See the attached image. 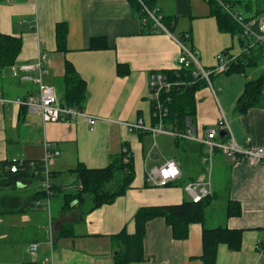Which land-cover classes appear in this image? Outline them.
I'll return each mask as SVG.
<instances>
[{
	"label": "crops",
	"instance_id": "0c3cea01",
	"mask_svg": "<svg viewBox=\"0 0 264 264\" xmlns=\"http://www.w3.org/2000/svg\"><path fill=\"white\" fill-rule=\"evenodd\" d=\"M154 1L157 14L175 20L169 34L153 31L156 27L151 21L144 23L129 0H0V33L22 40L14 64L34 63L43 52L50 69L45 81L52 85L53 78L62 75L64 61H69L87 85L81 110L96 117L93 124L83 115L73 122H44L39 115L26 110L20 114L17 104L0 100V162L43 160L47 142L59 150L47 164V170L59 173L51 182L63 192L74 188L69 169L79 162L91 169L106 167L123 142L132 151L135 169V177L124 195L92 211H86L89 202H74L71 209L62 210L61 202H53L61 196L57 191L48 201L40 200L38 208L0 216V264H114L112 256L118 246L113 236L122 229L127 234L134 233L138 208L178 204L187 199L184 185L198 177L203 164L197 165V172L188 177L182 188L151 185L146 178L148 168L160 165L166 158H176L168 155L172 147L164 141L173 135L161 132L153 136L149 131L131 130L127 124L142 118L151 125L149 76L155 71L177 68L181 49L174 37L188 35L190 45H185L197 52L199 64L207 69L215 68L218 53L235 56L241 50L236 54L229 51L232 48L234 52L236 38L218 29L208 0ZM226 2L236 13V5L254 12L246 18L264 19V0ZM57 21L68 25L67 50L63 53L56 50ZM92 36H106L109 47L89 49ZM36 89L34 83L13 77L10 67L6 76L0 77V95L4 98H26ZM215 97L207 86L197 91L195 127H212L219 114L224 113ZM250 109L238 117L234 110L229 126L237 144L245 145L248 137L251 145L259 146L264 143V107ZM204 149L202 145V154ZM216 151L213 163L226 176L224 206L228 209L238 202L240 214L204 212L203 224L191 223L188 236L180 240L172 237L163 218L151 219L143 239L144 259L131 264H203L202 229L220 225L242 230L241 248L234 251L219 244L215 264H264V254L258 247L264 242V166L240 157L232 160L224 153L226 157L219 156ZM179 166L181 169V163ZM181 178L182 170L176 182ZM33 181L17 184L23 196H32L42 189L41 180L32 189ZM211 183L215 196L212 177ZM61 227L70 231L59 237ZM30 244H36V249L30 250Z\"/></svg>",
	"mask_w": 264,
	"mask_h": 264
},
{
	"label": "trees",
	"instance_id": "16d2710c",
	"mask_svg": "<svg viewBox=\"0 0 264 264\" xmlns=\"http://www.w3.org/2000/svg\"><path fill=\"white\" fill-rule=\"evenodd\" d=\"M133 10L140 17L146 18L145 9L156 11L154 0H129ZM211 5V14L216 18L218 29L236 36L241 51L235 55H230L226 61V67L221 73L226 75L242 74L247 67L256 65L260 58L264 57V43L260 40L247 38L242 34V28L231 18L214 0H208ZM245 18V20L254 19ZM146 24H150L149 18ZM161 24L168 31L172 30L174 18L161 16ZM160 31L153 28V31ZM68 25L65 21H57L55 25L56 50L63 53L67 50ZM183 33L179 36L181 40H188L190 37ZM22 40L18 36L0 33V68L9 67L14 64L21 49ZM89 49L108 48L106 36H92L89 38ZM207 69V68H205ZM193 67H177L170 70H160L164 74L169 88L163 90L160 95L161 109L154 115L155 103L150 101V124L155 125L161 120L165 129L180 133L185 131L187 124L196 126V93L200 88L207 86L206 80L201 76L192 75ZM211 75V74H210ZM59 91L57 99L63 106H68L81 110L87 97V85L80 77L75 67L69 61H64L63 73L59 78ZM264 107V73L255 79L246 80L242 92L236 100V108L240 113H245L250 108ZM20 114L24 113L25 107L20 106ZM203 128L207 129L206 126ZM147 132L146 130H143ZM175 148L183 145V150L188 151L197 159L201 155L202 145L181 137L173 138ZM15 163L16 171H11V165ZM45 165L42 160H5L0 162V216L6 214H19L27 208H38L42 199L49 200L52 194L60 193L64 197L62 210L71 209V203L75 201L81 205L89 202L87 212L92 211L105 204L112 203L117 197L122 196L129 189L134 177L135 169L133 154L129 145L121 143V150L110 156L106 167L88 168L79 162L67 173L73 176L74 186L71 192H63L58 189L59 185L51 182V178L59 175L48 171L50 185L48 188L40 189L32 196H20L4 192L5 190L17 187L18 183L30 182L33 180H45ZM180 185V181L169 184ZM62 192V193H61ZM213 196H205L199 202H193L189 198L178 204H166L158 206H142L134 214L135 231L127 234L122 229L121 232L113 236L117 241V253L114 254V264H131L141 262L144 259L143 239L146 233L147 223L156 217L163 218L169 226L174 239H185L188 236L189 225L191 223L203 224L206 205ZM38 202V203H37ZM38 204V205H37ZM227 214H240L239 203L229 207ZM70 228L61 227L58 236L67 235ZM242 230L229 229L217 226L214 228L202 229V254L200 256L203 264H215L217 247L224 243L230 250L237 251L241 248ZM31 245V244H30ZM263 245V243L261 244ZM264 254V246L262 248Z\"/></svg>",
	"mask_w": 264,
	"mask_h": 264
},
{
	"label": "built area",
	"instance_id": "2783aa9c",
	"mask_svg": "<svg viewBox=\"0 0 264 264\" xmlns=\"http://www.w3.org/2000/svg\"><path fill=\"white\" fill-rule=\"evenodd\" d=\"M220 7L235 20L242 28V34L247 38H255L264 43V19L256 18L245 20L246 17L232 10L230 4L226 0H214ZM147 17L152 24L158 28V30L168 33V30L161 24V15L157 14L156 11H150L145 9ZM143 18L144 23L148 21ZM169 34V33H168ZM187 37V35L185 36ZM174 40L179 45L181 52L177 57V67H193L192 75L201 76L206 80L207 86L213 97L216 95L218 88L213 87L210 83V72L202 67L196 56L197 52L189 48L182 42L178 37H174ZM235 56H233L234 58ZM219 64L214 69L218 73L223 72L225 69L226 61L223 60L221 55H218ZM46 55L41 52L34 63H24L20 65H10L11 74L13 77L21 82H32L36 85V93L28 95L26 98H13L8 99L0 95V100H7L15 103L18 106H24L26 112L31 115H39L44 122H73L75 117L83 115L86 117L90 124L95 122V116H89L84 114L82 110L76 108L63 106L57 99V91L55 87L45 81L46 76L49 75L50 69L47 66ZM149 101L155 103L154 115L158 114L161 109L160 95L163 90L169 88L170 84L166 81L164 74L161 72H152L149 76ZM128 128L131 130H146L155 136L157 133H168L184 139L198 142L204 146V154L201 157L203 164L202 172L198 175L195 180L188 181L184 185L185 192L189 196V199L193 202H199L205 196L212 195V171H213V155L214 152L220 149L226 156L232 160L240 157L251 164H261L264 166V143L259 146L251 145L250 138L247 137L245 145H239L236 143L233 134L231 132L228 120L226 119L223 112L219 114L215 125L207 129L201 127H195L187 124L185 131L176 133L174 131L165 129L159 120L155 125L146 124L144 119L140 118L134 123H128ZM219 131H224V135L220 136ZM59 153L57 148L52 147L51 144L45 142L44 144V156L43 162L45 165V180L42 182L44 188H48L50 185V179L48 176L47 164L52 158ZM15 161V160H14ZM21 163V161H18ZM51 162V161H50ZM11 171H16L17 166L13 163L10 167ZM181 176V169L179 161L176 158L169 157L164 159L160 165L152 166L146 171L147 181L151 185L156 186H168L171 183L176 182ZM38 203V202H37ZM38 205V204H37ZM263 245L259 244L258 247L263 255ZM30 250L36 249V244H31Z\"/></svg>",
	"mask_w": 264,
	"mask_h": 264
},
{
	"label": "rangeland",
	"instance_id": "374dc122",
	"mask_svg": "<svg viewBox=\"0 0 264 264\" xmlns=\"http://www.w3.org/2000/svg\"><path fill=\"white\" fill-rule=\"evenodd\" d=\"M235 10L237 12H241L244 15V17L250 16L254 13L250 10H246L241 5H239V6L236 5ZM175 32L178 33L177 31H175ZM235 38H236V36H235ZM184 41H185L184 43L186 45H190L189 39L188 40L186 39ZM235 41H236V45L234 48L235 49L234 52H232V48H229V51L231 53H234V54L238 53L241 50V47L239 45L237 38L235 39ZM218 55H221L223 60H225V61H227L228 58L230 57L229 52L228 53L227 52H220L217 55H215L216 56L215 68L219 64ZM214 69L213 68L207 69V71L211 73V75L209 77L210 83L213 87L215 86V88H218V87L221 88L220 91H217V96L215 98H217V101L220 104L221 108L223 109L228 121L229 120L231 121L230 115L234 112V110H235V117H238V115L242 114L236 108V100L242 91L244 81L249 79L248 76H251L252 79H255L257 76L264 73V57L261 58L259 60V62L256 63V65H253L250 67L248 66L247 69L245 70V72L242 74L226 75L225 73H221V72L218 73ZM7 70H8V67H4L0 70V77L1 78L6 76ZM251 70H252V74L250 75ZM52 85H54L55 89L58 90L59 89V78H56V79L53 78V84ZM207 88L209 89L208 86H207ZM257 107L252 108L250 110L257 109ZM146 118H148V116H146ZM230 121H229V124H230ZM212 126H214V125H212ZM150 138H151V141H153V137H150ZM182 139H184V138H182ZM172 140H173V136H170V135L168 138L166 137V139H164V141L170 142L169 145H170V147H172V150L169 151L168 155L172 154V155L176 156L179 163H181V170H182V178L180 180L181 185L180 186L177 185L176 187L182 188L183 185L185 184L186 180L189 179L188 177H190V175L197 172V169H195V168L197 167V165H199V163L202 167L201 158L199 157L200 160L198 159L197 161H195L194 160L195 157L192 153L182 150L184 148L182 144H180L179 148L175 149ZM184 140H188V139H184ZM189 141H191V140H189ZM191 142L198 143L195 141H191ZM198 144H200V143H198ZM163 145H165V144L163 143ZM222 153L223 152L220 149H218L215 154H219V156L226 157ZM214 159H215V156H214ZM227 161H228V159H227ZM213 166L214 167H213V171H212V179H213L214 191H215L216 195L214 196V194H213L212 195L213 197L209 200L208 204L206 205V207H205V210H206L205 214L206 215H210V213L211 214H219V213H224L225 211H227L226 210L227 207L224 206V196H222L225 193L224 190L226 187V185H225L226 184V176L221 171V169L217 166V163H215V165L213 163ZM37 182H38L37 180L33 181L32 189H34L33 187L35 186V184H37ZM4 192H6V193L9 192L10 194L23 196V193L18 186L16 188H13V189L5 190ZM186 197L188 198L189 196L187 195ZM63 201H64V197L62 195L57 197L56 199H53V202H55V203H57V202L58 203L59 202L64 203ZM74 202L75 201H73L72 203H74Z\"/></svg>",
	"mask_w": 264,
	"mask_h": 264
},
{
	"label": "water",
	"instance_id": "95a60500",
	"mask_svg": "<svg viewBox=\"0 0 264 264\" xmlns=\"http://www.w3.org/2000/svg\"><path fill=\"white\" fill-rule=\"evenodd\" d=\"M219 135L223 136L224 135V131H219Z\"/></svg>",
	"mask_w": 264,
	"mask_h": 264
}]
</instances>
